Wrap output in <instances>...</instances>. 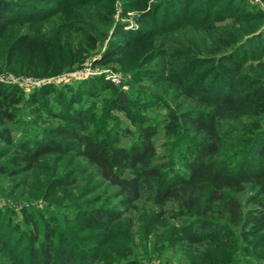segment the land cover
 <instances>
[{"label": "rangeland", "instance_id": "1", "mask_svg": "<svg viewBox=\"0 0 264 264\" xmlns=\"http://www.w3.org/2000/svg\"><path fill=\"white\" fill-rule=\"evenodd\" d=\"M9 1L14 21L0 33V83L14 88L20 101L5 123L13 144L0 136V264H32L46 221L69 239L71 249L97 258L96 264H264L263 242L244 239L235 228L232 240L185 238L183 218L172 216L170 204L157 202L147 190L123 205L117 188L73 149L40 156L30 169L21 158L12 159L21 153L17 144L43 138L58 122L52 113L62 112L71 95L78 99L74 107L95 114L91 129L104 127L120 146H130L136 128L111 106L123 94L133 119L144 118L156 129L151 163L168 174L182 169L181 156L193 134L182 129L171 136L164 125L169 111L200 104L179 88L180 74L188 73L184 81L199 89L215 70V33L233 30L241 39L252 35L233 59L240 75L254 76L264 62V0ZM237 5L248 15L235 12ZM251 24L255 29L249 30ZM112 52L120 60H109ZM42 88L49 92L41 93ZM252 121L264 131V103L237 120L221 122L222 163L254 156L247 150ZM55 139L64 149L73 143L65 136ZM126 172L134 169L127 166ZM249 193L237 194L244 207ZM95 208L120 216L89 226L82 215Z\"/></svg>", "mask_w": 264, "mask_h": 264}, {"label": "trees", "instance_id": "2", "mask_svg": "<svg viewBox=\"0 0 264 264\" xmlns=\"http://www.w3.org/2000/svg\"><path fill=\"white\" fill-rule=\"evenodd\" d=\"M12 9L9 0H0V33L7 31L8 25L14 21ZM234 10L248 15L246 8L240 5ZM250 28L255 29L254 24ZM261 31L263 34L264 28ZM251 36L241 39L233 30L215 33L212 41L217 48L212 58L215 70L207 82L202 79L199 89H194L190 81H184L188 73L180 74L179 88L200 104L178 113L169 111V121L164 125L165 132L171 136H177L182 129L193 134L187 143V152L181 156L182 169L168 174L162 167L151 163L156 154L152 142L156 129L144 118L139 121L133 119L129 113L128 97L123 94L111 106L123 111L136 128V136L130 146H120L118 139L104 127L91 129L89 122L94 120L95 114L82 107H74L78 99L71 95L62 112L52 113L58 122L45 130L43 138H28L15 144L21 153H16L12 159L21 158L25 168L30 169L40 156L65 154L73 149L94 167L104 181L117 188V196L123 205L139 199L144 190L157 202L169 203L172 216L183 218L181 227L186 232L185 238L190 241L199 242L213 236L232 240L235 228L242 238L258 239L264 247V131L260 123L252 121L248 131L247 150L253 151L254 156L246 159L247 156L243 155L240 163L231 159L222 163L219 159L223 146L221 122L237 120L255 112L264 103V62L258 63L254 76L240 75L239 63L233 59L236 51ZM88 38L93 39L90 34ZM114 53L108 55V59L120 60V56L113 57ZM176 72V68L171 69L168 79L171 80ZM195 72L198 75L197 70ZM48 92L41 89L43 94ZM35 98L34 94L32 99ZM19 101L20 95L14 88L0 83V136L11 145L14 141L7 133L5 123L15 116V106ZM59 136H65L73 143L64 149L55 139ZM247 164L253 167L248 169ZM127 166L134 169L133 174L126 172ZM248 191L249 206L244 207L237 194ZM82 216L87 225L97 226L119 217L120 213L113 209L95 208L85 211ZM44 224V237L39 241L32 264H96L97 258L71 249L69 239L62 232L54 231L47 221Z\"/></svg>", "mask_w": 264, "mask_h": 264}]
</instances>
